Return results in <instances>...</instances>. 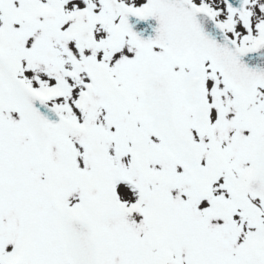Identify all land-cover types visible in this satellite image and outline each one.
<instances>
[{"label": "snow or ice", "instance_id": "snow-or-ice-1", "mask_svg": "<svg viewBox=\"0 0 264 264\" xmlns=\"http://www.w3.org/2000/svg\"><path fill=\"white\" fill-rule=\"evenodd\" d=\"M0 264H264V0H0Z\"/></svg>", "mask_w": 264, "mask_h": 264}]
</instances>
